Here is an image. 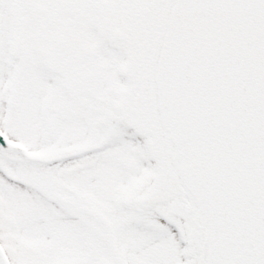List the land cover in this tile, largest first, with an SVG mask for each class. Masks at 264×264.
I'll use <instances>...</instances> for the list:
<instances>
[{"label": "snow or ice", "instance_id": "obj_1", "mask_svg": "<svg viewBox=\"0 0 264 264\" xmlns=\"http://www.w3.org/2000/svg\"><path fill=\"white\" fill-rule=\"evenodd\" d=\"M0 264H264V0H0Z\"/></svg>", "mask_w": 264, "mask_h": 264}]
</instances>
